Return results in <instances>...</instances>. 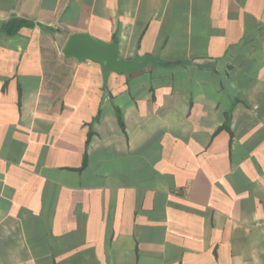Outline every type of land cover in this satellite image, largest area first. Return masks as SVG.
Masks as SVG:
<instances>
[{"label":"crops","instance_id":"obj_1","mask_svg":"<svg viewBox=\"0 0 264 264\" xmlns=\"http://www.w3.org/2000/svg\"><path fill=\"white\" fill-rule=\"evenodd\" d=\"M0 264H264V0H0Z\"/></svg>","mask_w":264,"mask_h":264},{"label":"water","instance_id":"obj_2","mask_svg":"<svg viewBox=\"0 0 264 264\" xmlns=\"http://www.w3.org/2000/svg\"><path fill=\"white\" fill-rule=\"evenodd\" d=\"M63 55L66 59L78 62L92 61L101 65L104 78L111 72L124 74L127 77L157 63L153 56H142L131 60L123 59L115 43H102L89 34H74L68 39Z\"/></svg>","mask_w":264,"mask_h":264}]
</instances>
